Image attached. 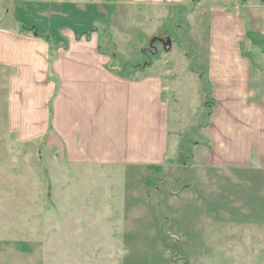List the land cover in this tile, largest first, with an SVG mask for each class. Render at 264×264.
I'll list each match as a JSON object with an SVG mask.
<instances>
[{"label": "rangeland", "instance_id": "1", "mask_svg": "<svg viewBox=\"0 0 264 264\" xmlns=\"http://www.w3.org/2000/svg\"><path fill=\"white\" fill-rule=\"evenodd\" d=\"M98 1V54L118 74L159 78L170 110L163 160L69 163L45 140L7 133L0 114V264H264V222L246 219L264 208L252 201L264 198L263 172L251 183L207 161L217 103L201 12H238L244 0H200L203 9ZM251 54L263 67L264 54ZM242 209L246 222L233 214Z\"/></svg>", "mask_w": 264, "mask_h": 264}, {"label": "crops", "instance_id": "2", "mask_svg": "<svg viewBox=\"0 0 264 264\" xmlns=\"http://www.w3.org/2000/svg\"><path fill=\"white\" fill-rule=\"evenodd\" d=\"M197 1L205 8L200 0H128L169 7ZM254 1L236 4L238 12H201L209 17L206 80L217 103L207 127V161L251 183L264 174V66L251 54H264V0ZM99 3L0 0L2 125L24 143L45 140L73 164L162 162L170 110L160 99L159 78L118 74L98 54ZM252 201L264 207V198ZM241 212L233 214L246 222ZM246 214L249 222H264V208Z\"/></svg>", "mask_w": 264, "mask_h": 264}, {"label": "water", "instance_id": "3", "mask_svg": "<svg viewBox=\"0 0 264 264\" xmlns=\"http://www.w3.org/2000/svg\"><path fill=\"white\" fill-rule=\"evenodd\" d=\"M170 46L171 45V40L170 39H168L165 43H164V46L166 47V46Z\"/></svg>", "mask_w": 264, "mask_h": 264}, {"label": "bare ground", "instance_id": "4", "mask_svg": "<svg viewBox=\"0 0 264 264\" xmlns=\"http://www.w3.org/2000/svg\"><path fill=\"white\" fill-rule=\"evenodd\" d=\"M235 6V5H234ZM157 57V56H156Z\"/></svg>", "mask_w": 264, "mask_h": 264}, {"label": "trees", "instance_id": "5", "mask_svg": "<svg viewBox=\"0 0 264 264\" xmlns=\"http://www.w3.org/2000/svg\"><path fill=\"white\" fill-rule=\"evenodd\" d=\"M25 30V29H24Z\"/></svg>", "mask_w": 264, "mask_h": 264}]
</instances>
